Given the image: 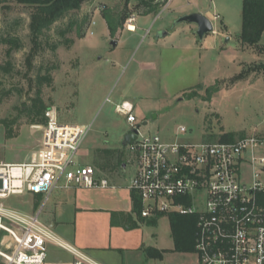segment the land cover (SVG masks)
<instances>
[{"label":"rangeland","instance_id":"obj_1","mask_svg":"<svg viewBox=\"0 0 264 264\" xmlns=\"http://www.w3.org/2000/svg\"><path fill=\"white\" fill-rule=\"evenodd\" d=\"M166 5L161 3L156 12L142 18L146 7L139 0H87L72 14L79 24L89 17L83 25L85 37L77 38L75 30L65 37L58 34L59 29L67 27L69 18L56 24L50 33L51 42L62 44L55 52L46 46L31 69L26 62L31 50L30 9L13 0H1L0 83L14 91L7 98L0 96V163L25 162L37 150L42 131L32 126L41 124L20 116L19 108H26L35 98L40 67L53 79L42 87L46 106L57 112L61 123L90 127L76 163L93 166L99 178L112 182L128 185L136 173L134 154L122 146L129 124L115 110L126 100L135 107L140 138L159 134L167 141L215 143L223 134H234V141L264 135V56L255 48H241L243 0H173ZM100 6L104 11L98 10ZM200 11L218 17L212 22L215 32L203 41L195 34L193 24L174 27L182 14ZM105 12L119 20L114 35L109 33ZM133 14L136 23L130 22ZM134 24L142 25L137 32L125 29ZM161 30L169 34L157 39ZM121 31L122 40L114 48L112 41L120 39ZM8 35L20 37L25 47L14 53V70L5 74L1 66L10 59L1 41ZM66 37L73 42L66 44ZM209 87L218 91L207 100ZM19 116L9 137L3 121ZM181 126L187 132L177 136ZM123 164L127 165L125 173ZM45 201L25 194L4 203L31 214L43 207L40 219L51 225L56 209L51 195ZM172 215H162L155 226L138 222L131 235L134 247L125 255L124 264H198L195 251L175 250ZM148 247L162 251L163 258H148L144 252ZM47 250L48 262L74 260L54 243ZM111 262L118 264L116 259Z\"/></svg>","mask_w":264,"mask_h":264},{"label":"built area","instance_id":"obj_2","mask_svg":"<svg viewBox=\"0 0 264 264\" xmlns=\"http://www.w3.org/2000/svg\"><path fill=\"white\" fill-rule=\"evenodd\" d=\"M156 1L168 7L173 0ZM134 109L127 100L115 107L128 129L138 130L127 149L135 156L130 189L142 201L141 217L196 216L198 264H264V135L215 143L167 141L159 134L140 138ZM45 119L32 126L42 137L29 160L0 163V264H102L59 239L41 221L43 207L31 214L4 203L25 194L46 203L60 187L109 186L93 166L75 161L90 127L61 123L53 109ZM186 132L181 126L177 136ZM52 243L70 253L73 262H48Z\"/></svg>","mask_w":264,"mask_h":264},{"label":"trees","instance_id":"obj_3","mask_svg":"<svg viewBox=\"0 0 264 264\" xmlns=\"http://www.w3.org/2000/svg\"><path fill=\"white\" fill-rule=\"evenodd\" d=\"M1 1V0H0ZM19 5H23L30 9V42L31 50L26 56V62L28 66L32 69L33 62L39 55L46 50V46L55 52L59 46L62 44L52 43L50 33L53 31L56 24L62 22L63 20L69 18V23L65 29H59L58 34L65 37L68 33L76 31L77 38L83 39L85 33L83 32V25L89 20V17H84L82 23L79 24L78 19L72 18L74 12H78L83 4L87 0H13ZM156 0H139V3L146 7V13H154L157 11L161 3H156ZM163 5V3H162ZM104 11V10H103ZM126 17V16H124ZM104 18L108 24L109 31L114 35L118 29L116 23L119 22L117 19L113 18L110 13L105 12ZM243 29L240 35V43L242 48H255L258 54L264 56V44H261V39L264 34V0H244L243 1ZM82 25V26H81ZM2 44L7 48L5 50V55L8 59L5 65L1 66V70L8 74L14 70L13 63L11 61L15 52L21 51L25 45L22 39L15 35H8L2 38ZM73 40L70 38L65 39V43H72ZM39 68L37 73L38 89L35 93V98L32 99V103L26 108H19L20 116L26 118L31 123H45V112L50 109L46 106L43 95L42 87L44 84H50L52 82V76L49 72L43 74ZM18 74L20 71L17 72ZM242 77V74L239 75ZM14 89L7 90L2 87L0 83V96L1 99L9 97L13 93ZM218 91L217 88L209 87L206 92L208 94L209 100L214 93ZM0 99V100H1ZM20 116L12 120L5 119L3 121L7 134L10 137L12 133V128L15 123L18 122ZM234 134H223L220 137L221 142H234ZM132 197L134 202V212L137 214L139 221L147 224L148 226H155L157 224V219L146 220L141 217L142 201L137 193L132 191ZM41 201V197H37ZM113 223L115 219V214H113ZM138 227L134 225L133 228ZM171 229L173 234V239L175 243L176 251H195V241H196V231H197V218L196 216H181L173 214L171 216ZM146 256L150 259H160L163 258V252L153 248L148 247L144 249Z\"/></svg>","mask_w":264,"mask_h":264},{"label":"crops","instance_id":"obj_4","mask_svg":"<svg viewBox=\"0 0 264 264\" xmlns=\"http://www.w3.org/2000/svg\"><path fill=\"white\" fill-rule=\"evenodd\" d=\"M191 13L193 12L187 14ZM199 13L207 16L212 22L217 17L210 12ZM141 16L147 18L150 15L145 13ZM132 17L135 18L134 23H136V14ZM133 26V30L125 29L137 32L142 25ZM123 31L120 33V39L116 40V47L122 40ZM123 171L125 173L127 170ZM101 179L106 178L101 177ZM108 181L109 186L106 187L55 189L51 193V200L56 209L55 221L50 226L59 239L87 253L98 262L111 264V261L116 259L118 264H124L125 255L134 247L131 235L133 229L137 227H133L140 221L134 212L130 184ZM113 214H115L114 223Z\"/></svg>","mask_w":264,"mask_h":264},{"label":"water","instance_id":"obj_5","mask_svg":"<svg viewBox=\"0 0 264 264\" xmlns=\"http://www.w3.org/2000/svg\"><path fill=\"white\" fill-rule=\"evenodd\" d=\"M181 23H187V24H193L196 26L195 34L197 35L198 39L200 41H203V39L211 34L214 33V25L212 21L205 15L201 13H191L181 16L179 19H177L174 22V27L181 24ZM168 31L161 30L157 33V39H161L163 37H166L168 35ZM113 47H116L117 43L116 41H112ZM143 125H147V122H144ZM140 128V125L138 126ZM137 129H128L125 132L124 139L122 142L123 148H127L129 145H132L136 139H137ZM127 165H123V170L126 171Z\"/></svg>","mask_w":264,"mask_h":264},{"label":"bare ground","instance_id":"obj_6","mask_svg":"<svg viewBox=\"0 0 264 264\" xmlns=\"http://www.w3.org/2000/svg\"><path fill=\"white\" fill-rule=\"evenodd\" d=\"M133 25H130V28H132Z\"/></svg>","mask_w":264,"mask_h":264},{"label":"flooded vegetation","instance_id":"obj_7","mask_svg":"<svg viewBox=\"0 0 264 264\" xmlns=\"http://www.w3.org/2000/svg\"><path fill=\"white\" fill-rule=\"evenodd\" d=\"M124 135H125V134H124ZM123 139H124V136H123ZM123 165H124V164H123ZM123 165H122V166H123Z\"/></svg>","mask_w":264,"mask_h":264}]
</instances>
